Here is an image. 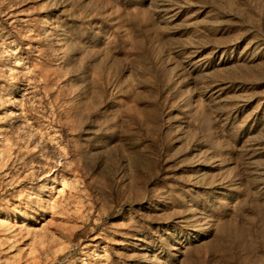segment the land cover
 <instances>
[{
    "label": "rangeland",
    "instance_id": "obj_1",
    "mask_svg": "<svg viewBox=\"0 0 264 264\" xmlns=\"http://www.w3.org/2000/svg\"><path fill=\"white\" fill-rule=\"evenodd\" d=\"M0 264H264V0H0Z\"/></svg>",
    "mask_w": 264,
    "mask_h": 264
}]
</instances>
